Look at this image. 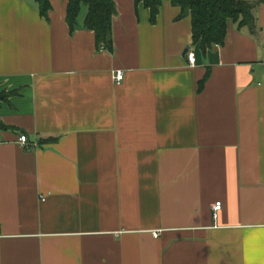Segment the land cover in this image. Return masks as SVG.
I'll return each instance as SVG.
<instances>
[{
    "label": "crops",
    "instance_id": "obj_1",
    "mask_svg": "<svg viewBox=\"0 0 264 264\" xmlns=\"http://www.w3.org/2000/svg\"><path fill=\"white\" fill-rule=\"evenodd\" d=\"M238 1L257 36L203 55L170 0H113L111 53L85 8L0 0V264H264V0Z\"/></svg>",
    "mask_w": 264,
    "mask_h": 264
},
{
    "label": "trees",
    "instance_id": "obj_2",
    "mask_svg": "<svg viewBox=\"0 0 264 264\" xmlns=\"http://www.w3.org/2000/svg\"><path fill=\"white\" fill-rule=\"evenodd\" d=\"M171 5L180 9L178 19L189 17L191 20V45L196 46L203 55L214 48H220L226 38L228 21L239 28L247 27L253 35L256 33L255 10L257 3L238 0H170ZM37 10L42 17L48 18L51 11L50 0H35ZM162 0H134L149 10V22L154 25L159 14ZM82 8L86 9L83 21L84 29L94 33L97 50L113 51L112 20L116 14L113 0H67L65 22L71 32L77 27V19ZM209 71L199 84L201 90L207 81ZM12 93H0V102L6 101ZM3 125L0 123V128Z\"/></svg>",
    "mask_w": 264,
    "mask_h": 264
},
{
    "label": "built area",
    "instance_id": "obj_3",
    "mask_svg": "<svg viewBox=\"0 0 264 264\" xmlns=\"http://www.w3.org/2000/svg\"><path fill=\"white\" fill-rule=\"evenodd\" d=\"M186 58H187V62H188V65H194L195 64V55H194V53H190V52H188L187 54H186ZM123 78H124V73H123V71H117L116 72V74L114 75V77H113V81L115 82V83H120L122 80H123ZM19 143L22 145V146H24V147H29L28 146V141H27V138L25 137V136H21L20 138H19ZM220 207H221V203L219 202V203H216L214 206H213V210L214 211H218L219 209H220ZM153 236L154 237H157L158 236V233H154L153 234Z\"/></svg>",
    "mask_w": 264,
    "mask_h": 264
},
{
    "label": "water",
    "instance_id": "obj_4",
    "mask_svg": "<svg viewBox=\"0 0 264 264\" xmlns=\"http://www.w3.org/2000/svg\"><path fill=\"white\" fill-rule=\"evenodd\" d=\"M189 51H190V50H189V47H186L185 50H184L183 55H186Z\"/></svg>",
    "mask_w": 264,
    "mask_h": 264
}]
</instances>
